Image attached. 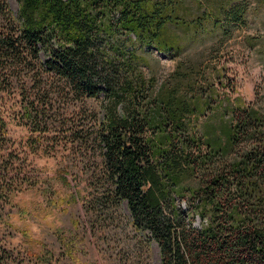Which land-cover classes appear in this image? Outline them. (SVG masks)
<instances>
[{
  "label": "trees",
  "instance_id": "trees-1",
  "mask_svg": "<svg viewBox=\"0 0 264 264\" xmlns=\"http://www.w3.org/2000/svg\"><path fill=\"white\" fill-rule=\"evenodd\" d=\"M16 2V29L0 35V65H33L78 98L97 100L121 85L116 103L124 93L140 99L124 119L110 118L98 140L106 196L126 203L136 229L157 245L160 264H264V113L230 101L200 105L195 69L177 62L207 27L213 40L230 39L226 27L243 23L244 5ZM153 52L177 62L162 84L143 72L151 70ZM42 53L47 60H40ZM205 109L219 122L200 131ZM1 186L0 194L9 190Z\"/></svg>",
  "mask_w": 264,
  "mask_h": 264
},
{
  "label": "rangeland",
  "instance_id": "rangeland-1",
  "mask_svg": "<svg viewBox=\"0 0 264 264\" xmlns=\"http://www.w3.org/2000/svg\"><path fill=\"white\" fill-rule=\"evenodd\" d=\"M238 1L243 23L226 27L231 38L213 40L207 27L177 62L195 69L200 105L230 101L264 113V0ZM17 12L16 0H0V35L14 31ZM152 55L145 77L170 80L173 55ZM34 67L0 65V183L9 188L0 194V264H160L157 245L136 229L126 203L106 196L98 140L110 118L124 119L140 99L124 93L116 103L121 85L97 100L78 98ZM201 113L200 131L219 122Z\"/></svg>",
  "mask_w": 264,
  "mask_h": 264
}]
</instances>
